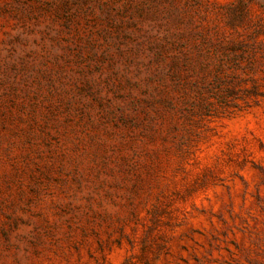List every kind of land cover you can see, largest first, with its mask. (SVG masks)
Returning <instances> with one entry per match:
<instances>
[{
	"label": "rangeland",
	"instance_id": "374dc122",
	"mask_svg": "<svg viewBox=\"0 0 264 264\" xmlns=\"http://www.w3.org/2000/svg\"><path fill=\"white\" fill-rule=\"evenodd\" d=\"M0 264H264V0H0Z\"/></svg>",
	"mask_w": 264,
	"mask_h": 264
}]
</instances>
